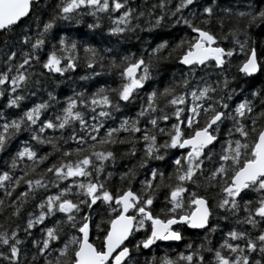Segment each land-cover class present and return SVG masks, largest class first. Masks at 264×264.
<instances>
[{
  "label": "snow or ice",
  "instance_id": "6c2138e0",
  "mask_svg": "<svg viewBox=\"0 0 264 264\" xmlns=\"http://www.w3.org/2000/svg\"><path fill=\"white\" fill-rule=\"evenodd\" d=\"M47 8L44 0H0V153L8 155L0 264H264V84L255 85L264 46L248 39L264 25V5L58 0ZM83 16L93 18V32L110 20L117 43L142 17L186 34L157 33L146 55H121L61 26ZM167 60L179 78L147 90L152 68L162 74ZM81 64L117 86L73 91L62 103L48 91L25 103L45 78ZM118 160L130 166L117 173ZM185 229L204 235L174 257L153 251L185 240Z\"/></svg>",
  "mask_w": 264,
  "mask_h": 264
},
{
  "label": "trees",
  "instance_id": "16d2710c",
  "mask_svg": "<svg viewBox=\"0 0 264 264\" xmlns=\"http://www.w3.org/2000/svg\"><path fill=\"white\" fill-rule=\"evenodd\" d=\"M154 0H147L148 4L153 3ZM223 7H233L239 8L240 10H247V6L252 4L255 7L264 5V0H219ZM44 3L48 5L46 9V15L51 13L58 0H44ZM133 5H144L145 0H132ZM93 22V18L91 16H83L80 19L79 23L72 22L70 25L62 24V27H68L73 38L83 39L87 42L92 43L97 47H113L116 51H118L121 55H128L134 53L136 55L145 54L146 50L150 51L149 45L154 46L157 40L154 39L157 33H170L171 36L179 37L186 34V30L182 28H174L172 26L161 28H152L147 22L146 17L140 18L138 22L140 27L137 28L133 32H129L124 34V38L119 39V43H117V37H113L109 35L108 29L111 24V21L107 18H104L101 21V27L96 29L94 32L87 28L89 23ZM228 26L227 19L225 20V28ZM215 30V28H214ZM168 37V38H171ZM248 39L250 43H254L257 47L264 46V25H257L248 30ZM225 43H228L227 41ZM242 59V57H240ZM164 65L162 74L158 73V68H152V79L148 81L145 85L147 90H151L152 88H163L165 85L169 84L173 78L178 79L180 76L179 66L175 64L172 60H167L161 62ZM238 63V59L236 57L233 58V66L231 68V72L233 75L238 76L239 74L236 72L235 64ZM99 71V69H98ZM81 77H87L86 79H81ZM46 84L44 89L38 95V97H33L25 103L30 106L33 101L39 102L40 98L47 99L46 93L48 91H53L54 95L57 96V99L62 103L67 96H71L73 91H85L91 92L95 90V88L99 87L102 83L108 84L111 87L117 86V80L111 74L105 73L101 76H91L90 70L84 67L83 64L79 66L74 72L66 73L65 76L60 77L57 75H53L51 77H47ZM264 84V77H258L255 81L256 87H260ZM247 87V85H244ZM143 95V92H141ZM4 103L3 100H0V105ZM139 101L136 102L135 105L130 106L126 109V112H134L136 107L138 106ZM57 108L60 107V104L56 105ZM19 140H27L28 134L21 133L18 137ZM17 144V140L14 139L9 146V151H14ZM123 147V146H121ZM46 150L47 147H46ZM8 158L7 153H0V166L3 165V161ZM129 164L128 161H117L116 171L124 170V164ZM113 184L116 183V180L112 181ZM156 207H159V203L157 202ZM223 225V222H221ZM185 240L179 243H172L170 247H162L160 249H153L157 255H161L166 252L169 256L174 257L180 251L185 250V243L191 241L193 244L199 243L198 237H203L204 233L202 231L197 230H188L184 231ZM218 236V234H217ZM213 243H215V237H213ZM151 255V253H148ZM207 255V254H205Z\"/></svg>",
  "mask_w": 264,
  "mask_h": 264
},
{
  "label": "water",
  "instance_id": "95a60500",
  "mask_svg": "<svg viewBox=\"0 0 264 264\" xmlns=\"http://www.w3.org/2000/svg\"><path fill=\"white\" fill-rule=\"evenodd\" d=\"M181 242V241H180ZM172 243H179V242H172Z\"/></svg>",
  "mask_w": 264,
  "mask_h": 264
}]
</instances>
